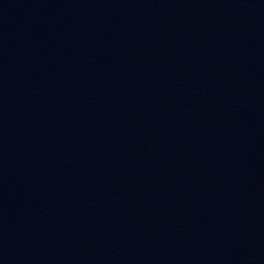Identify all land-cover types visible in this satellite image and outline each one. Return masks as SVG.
Listing matches in <instances>:
<instances>
[{"label": "water", "instance_id": "1", "mask_svg": "<svg viewBox=\"0 0 264 264\" xmlns=\"http://www.w3.org/2000/svg\"><path fill=\"white\" fill-rule=\"evenodd\" d=\"M0 264H264V0H0Z\"/></svg>", "mask_w": 264, "mask_h": 264}]
</instances>
